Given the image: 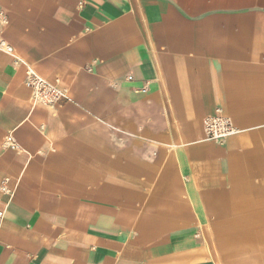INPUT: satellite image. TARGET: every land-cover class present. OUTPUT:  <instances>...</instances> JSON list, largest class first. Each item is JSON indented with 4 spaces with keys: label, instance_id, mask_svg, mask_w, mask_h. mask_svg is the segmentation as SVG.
I'll return each instance as SVG.
<instances>
[{
    "label": "crops",
    "instance_id": "crops-1",
    "mask_svg": "<svg viewBox=\"0 0 264 264\" xmlns=\"http://www.w3.org/2000/svg\"><path fill=\"white\" fill-rule=\"evenodd\" d=\"M0 7V264H223L234 238L264 245V0ZM15 57L68 98L34 103ZM218 113L239 131L209 140Z\"/></svg>",
    "mask_w": 264,
    "mask_h": 264
},
{
    "label": "built area",
    "instance_id": "built-area-1",
    "mask_svg": "<svg viewBox=\"0 0 264 264\" xmlns=\"http://www.w3.org/2000/svg\"><path fill=\"white\" fill-rule=\"evenodd\" d=\"M7 19V14L2 9H0V23L4 22ZM6 41L7 40H5V38L1 37L0 30V44L5 45V43L8 42ZM7 45L9 47L7 48V51L14 54V46L9 42L7 43ZM20 62H22V59L17 57L15 63L18 64ZM26 69L27 71L25 84L31 89L32 99L34 103H41L51 108H55L64 99L68 98L66 90L62 89L57 82L55 83L45 79L30 65H27ZM131 78L132 77L129 76V79ZM237 131L238 128L236 127L232 119L225 115L217 114L214 116H210L205 121V132L208 138L215 141H223L226 137L236 133ZM5 146L13 148H16V146L18 147L17 141L13 137L12 133H10V135L6 139ZM2 189L6 188L2 186ZM4 217L5 209H0V224L2 223Z\"/></svg>",
    "mask_w": 264,
    "mask_h": 264
},
{
    "label": "rangeland",
    "instance_id": "rangeland-1",
    "mask_svg": "<svg viewBox=\"0 0 264 264\" xmlns=\"http://www.w3.org/2000/svg\"><path fill=\"white\" fill-rule=\"evenodd\" d=\"M232 240L234 241L229 245L230 251L223 254V264H264V245H261V250H257L256 248L261 247L259 245H250L247 243V239L238 240V238H234ZM238 249L240 250L238 251ZM253 258H255L254 261L250 260Z\"/></svg>",
    "mask_w": 264,
    "mask_h": 264
},
{
    "label": "bare ground",
    "instance_id": "bare-ground-1",
    "mask_svg": "<svg viewBox=\"0 0 264 264\" xmlns=\"http://www.w3.org/2000/svg\"><path fill=\"white\" fill-rule=\"evenodd\" d=\"M0 9H1V7H0ZM6 18V17H5ZM10 23V20L9 19H7V20H5L4 22H1L0 23V30H1V37H2V33H3V29L5 28V26H7L8 24ZM3 24V25H2ZM0 46H4V47H0V50L1 51H4V52H6V53H8V54H11V55H14L15 54V48H14V54H12V53H9V51H7L8 49L7 48H9L8 47V45H7V43H5V45H2V44H0ZM17 60V58L15 57V61ZM17 63V62H16ZM20 63H24L23 62V60H22V62H20ZM20 63H18V64H20ZM25 64V63H24ZM26 66L28 65V64H25ZM33 68V67H32ZM26 71H27V69H25V77H26ZM218 114H221V113H218ZM215 115H217V114H215ZM221 115H223V114H221ZM211 116H214V115H211ZM226 116V115H225ZM208 117H210V116H207L205 119H204V121H203V128H204V132H205V121H206V119L208 118ZM227 117H229V116H227ZM229 118H231V117H229ZM232 119V118H231ZM232 121H233V119H232ZM234 122V121H233ZM235 124V123H234ZM237 127V126H236ZM239 131V130H238ZM238 131L236 132V133H234V134H232V135H235V134H237L238 133ZM10 135V133L6 136V138H5V141H6V139L8 138V136ZM205 135L207 136V134H206V132H205ZM232 135H229L228 137H230V136H232ZM228 137H226L225 139H227ZM207 138H208V136H207ZM209 140H212V139H210V138H208ZM224 139V140H225ZM5 141H4V146H5ZM213 141H215V140H213ZM6 147V146H5ZM7 148H13V147H7ZM19 148V146L17 147L16 146V148H14V149H18Z\"/></svg>",
    "mask_w": 264,
    "mask_h": 264
}]
</instances>
